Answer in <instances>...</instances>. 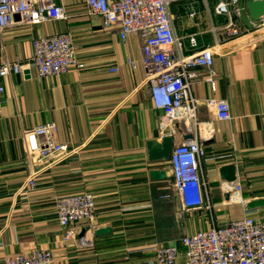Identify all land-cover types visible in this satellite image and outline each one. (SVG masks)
Returning a JSON list of instances; mask_svg holds the SVG:
<instances>
[{
    "label": "crops",
    "instance_id": "0c3cea01",
    "mask_svg": "<svg viewBox=\"0 0 264 264\" xmlns=\"http://www.w3.org/2000/svg\"><path fill=\"white\" fill-rule=\"evenodd\" d=\"M66 19L37 26L14 25L2 37L0 65L26 64L32 42L56 34L70 35L80 64L58 76L39 77L31 68L0 78L5 88L0 115V264L5 257L47 250L51 264H157L153 247L174 245L178 264H185L182 237L223 227L250 216L264 220V208L248 210L264 199V37L237 45L242 37L264 35L247 31L234 38L225 29L228 19L213 9L217 0H182L171 8L173 26L185 55L205 47L214 52L215 89L206 72L195 69L191 97L198 101L196 121L163 124L144 81L140 65L141 39L125 41L117 30L103 29V19L88 14L86 0H53ZM190 7L198 14L187 17ZM247 32H251L246 35ZM196 47L190 48L188 36ZM130 63H133L132 66ZM116 68V72L111 69ZM223 100L231 119L216 118L205 105ZM53 123L54 140L74 149L67 159L42 170L35 189L26 181L33 170L23 132ZM170 136L174 146L197 138L205 149L202 164L205 199L210 208L184 210L172 181L169 163L150 164L148 142ZM43 139L40 138V141ZM236 167V183L245 206L230 200L219 170ZM152 170L166 178L152 180ZM76 193L95 197L92 221L71 227V237L54 216L53 198ZM228 196V197H227ZM100 229L108 233L97 235Z\"/></svg>",
    "mask_w": 264,
    "mask_h": 264
},
{
    "label": "built area",
    "instance_id": "2783aa9c",
    "mask_svg": "<svg viewBox=\"0 0 264 264\" xmlns=\"http://www.w3.org/2000/svg\"><path fill=\"white\" fill-rule=\"evenodd\" d=\"M182 0H86L88 14L103 19V29H115L118 38L125 41L132 36L141 39L140 65L144 81L149 89L153 106L163 112V124L196 121L198 101L191 97L193 70L206 72L205 82L212 90L214 81V52L205 47L185 55L181 38L173 26L171 8ZM192 4L196 0H189ZM240 0H217L214 13L228 19L227 33L234 38L242 34L234 19L240 18ZM198 12L190 7L187 17L194 19ZM64 8L53 0H0V50L2 37L14 25L37 26L49 21L66 19ZM264 30V19L251 23ZM258 35V34H257ZM190 48L196 47L194 35L188 36ZM134 66L133 63H130ZM76 49L68 34L40 37L32 42V56L26 64L4 60L0 65V78H10L31 68L39 77L58 76L70 69L79 68ZM117 69H111L116 72ZM5 88L0 84V115ZM205 105L214 111L216 118L227 122L231 119L229 105L223 100H207ZM56 126L48 123L23 132L29 147L33 167L26 181L29 189H35L38 175L43 169L57 165L73 154L74 149L55 142ZM40 138L43 140L40 141ZM206 159L204 147L197 138L185 140L174 146L169 159L173 185L180 196L184 210L210 208L205 199V181L202 164ZM222 188L231 201L245 206L238 183H223ZM54 216L57 224L68 229L90 222L95 215V197L91 193H76L53 198ZM184 248L185 264H264V220L246 216L231 221L223 227L211 226L207 230L186 235L180 240ZM157 264H178L179 250L174 245L153 247ZM53 254L47 250H35L27 254L5 257L2 264H51Z\"/></svg>",
    "mask_w": 264,
    "mask_h": 264
},
{
    "label": "water",
    "instance_id": "95a60500",
    "mask_svg": "<svg viewBox=\"0 0 264 264\" xmlns=\"http://www.w3.org/2000/svg\"><path fill=\"white\" fill-rule=\"evenodd\" d=\"M239 15L243 23L251 28L252 22L264 19V0H240ZM174 148L173 138L164 137L161 142L151 141L146 145L147 160L150 164L168 163L170 154ZM221 180L227 183L236 181V167L234 165H226L219 170ZM152 180H163L166 178L164 171L152 170L150 172ZM228 197V196H227ZM248 210L264 208V199L251 201L246 205ZM108 229H100L97 235L108 233Z\"/></svg>",
    "mask_w": 264,
    "mask_h": 264
},
{
    "label": "rangeland",
    "instance_id": "374dc122",
    "mask_svg": "<svg viewBox=\"0 0 264 264\" xmlns=\"http://www.w3.org/2000/svg\"><path fill=\"white\" fill-rule=\"evenodd\" d=\"M236 19H238V20H240V18H237V17H235ZM260 29H262V27L261 28H255L253 31H259ZM249 33H251V32H247L246 33V35H248ZM244 35V33H242L241 35H240V37L241 36H243ZM239 37V38H240ZM261 37H264V35H248L247 37H242V39L239 41V42H237L238 44L237 45H240V46H242V45H244L245 43L246 44H248V43H251V42H253L255 39H257V38H261ZM237 39V38H236Z\"/></svg>",
    "mask_w": 264,
    "mask_h": 264
}]
</instances>
